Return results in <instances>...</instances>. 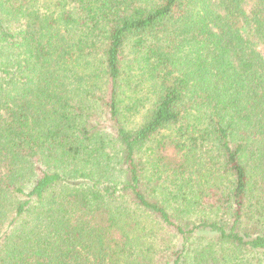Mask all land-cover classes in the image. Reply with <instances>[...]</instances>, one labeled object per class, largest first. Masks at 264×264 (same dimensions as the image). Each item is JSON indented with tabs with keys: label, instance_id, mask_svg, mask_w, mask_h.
Returning <instances> with one entry per match:
<instances>
[{
	"label": "trees",
	"instance_id": "16d2710c",
	"mask_svg": "<svg viewBox=\"0 0 264 264\" xmlns=\"http://www.w3.org/2000/svg\"><path fill=\"white\" fill-rule=\"evenodd\" d=\"M0 264H264V0H0Z\"/></svg>",
	"mask_w": 264,
	"mask_h": 264
}]
</instances>
